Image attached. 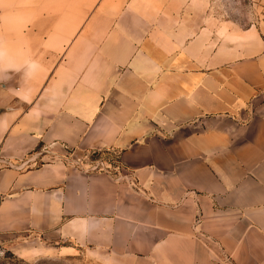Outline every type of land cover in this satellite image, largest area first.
I'll use <instances>...</instances> for the list:
<instances>
[{
  "label": "crops",
  "instance_id": "0c3cea01",
  "mask_svg": "<svg viewBox=\"0 0 264 264\" xmlns=\"http://www.w3.org/2000/svg\"><path fill=\"white\" fill-rule=\"evenodd\" d=\"M179 2L0 0V237L264 264V37L217 35ZM74 149L119 172L74 167Z\"/></svg>",
  "mask_w": 264,
  "mask_h": 264
},
{
  "label": "rangeland",
  "instance_id": "374dc122",
  "mask_svg": "<svg viewBox=\"0 0 264 264\" xmlns=\"http://www.w3.org/2000/svg\"><path fill=\"white\" fill-rule=\"evenodd\" d=\"M179 1L183 4L185 19L194 16L201 28H209L217 35L255 29L264 37V0ZM62 154L74 167L114 175L119 172L120 166L114 158L97 151L74 149ZM37 238L35 235L0 237V264H107L104 255L96 254L88 247H77L64 253L59 251L58 244L49 245Z\"/></svg>",
  "mask_w": 264,
  "mask_h": 264
}]
</instances>
